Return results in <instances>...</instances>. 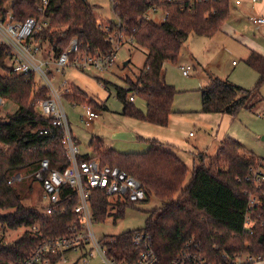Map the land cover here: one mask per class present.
Masks as SVG:
<instances>
[{
  "label": "trees",
  "instance_id": "obj_1",
  "mask_svg": "<svg viewBox=\"0 0 264 264\" xmlns=\"http://www.w3.org/2000/svg\"><path fill=\"white\" fill-rule=\"evenodd\" d=\"M9 1L2 0V6L17 22L33 17L45 23L33 42L40 46L49 44V56L55 60L74 38L81 44V52L99 57L113 51L109 35L145 50L143 69L134 80L126 79L121 86L98 80L105 89L114 88L115 98L122 104L120 115L160 128L168 126L173 99L178 94L175 87L166 83L165 64L179 62L189 37L210 39L221 32L231 11L230 0H110L115 21H107L108 35L99 27L97 7L88 0H47L42 15L35 10L40 0H20L11 6ZM150 9L164 14L165 20L158 23L145 19ZM9 62L6 49L0 48V99L3 104L10 102L18 107L0 121V264L23 262L40 241L66 236L68 227L77 223L73 210L79 202L76 192L65 186L60 192L59 210L46 217L45 207L25 206L20 190L9 185L12 176L24 171L32 173L45 159L58 172L69 166L61 131L51 121H43L35 106L46 98L47 90L35 75H8ZM244 62L258 75L255 87L242 89L213 77L200 90V113L236 117L240 111H251L264 102V57L251 52ZM71 89L73 95L65 96L67 103L106 110L105 103L100 106L81 90ZM130 97L141 99L146 111L136 108ZM45 130L47 133L41 134ZM144 141L150 145L148 152L120 154L95 137L89 143L91 155L78 157L85 162L98 159L101 165L117 167L140 181L145 195L141 204L154 198L160 202L159 208L147 212L143 228L106 238L110 240L109 257L122 261L126 255L138 253L132 236L143 231L150 236L159 264H170L189 242L198 243L201 253L215 264H232L239 254L264 259V179L257 186L251 181L255 168L264 170L263 157L243 154L237 141L225 139L214 158L203 153L196 156L186 184L188 166L172 152L158 148L156 140ZM91 197L90 210L99 224L110 218L114 223L122 220L126 210L137 206L127 200L110 199L100 191H93ZM251 197L256 199L254 207L249 206ZM247 216L256 224L248 232ZM33 226L40 229L42 238L31 236L28 230ZM22 229L25 232L17 241L5 242L7 231ZM58 260L52 258L51 264Z\"/></svg>",
  "mask_w": 264,
  "mask_h": 264
},
{
  "label": "built area",
  "instance_id": "obj_2",
  "mask_svg": "<svg viewBox=\"0 0 264 264\" xmlns=\"http://www.w3.org/2000/svg\"><path fill=\"white\" fill-rule=\"evenodd\" d=\"M161 1L163 3L172 2V0ZM255 2L256 0H253V3ZM47 4V0H40L35 9L36 13L42 15ZM149 13L156 15L158 12L150 9ZM162 15L164 21L165 15ZM145 19L149 20L147 15ZM163 21L161 19V22ZM249 21L254 25L264 26L263 17L250 18ZM44 26L43 21L38 22L33 17L27 18L23 23L17 22L14 15L5 6H2V0H0V48H5L9 56L10 72L8 75H35L42 87L47 90L46 98L38 101L35 106H37V112L43 121H51L52 126L61 131L63 151H65L69 163L67 169L58 172L52 170L48 160L45 159V161L39 163L35 171L30 173L29 177L34 183L38 184L43 192V199L46 203L43 213L46 217L56 214L59 210V196L63 187L68 186L75 191L79 202L73 213L78 220L77 223L68 227L66 236L59 239L47 238L40 241L27 259L16 264H51L52 258L59 259L56 264H91L94 260L97 261V264H159V258L154 253L150 236L143 231L136 232L132 236L133 246L138 253L126 255L122 261L109 257L110 240L95 237L92 228L95 220L90 210L93 191H100L110 199L127 200L129 203L139 204L145 201L143 187L140 181L135 180L117 167L103 166L98 159H93L90 162L78 159L81 153L71 134L70 122L65 108L67 105H70L73 109L78 107L76 104H69L65 101V96L73 95V89L67 81H62L57 87L53 83V78L49 75L50 65H54L57 72L65 68L77 71L92 68L100 75H104L105 71L114 64L116 54L124 44L123 39H112L108 34L109 27L107 24L103 25L101 23L99 27L109 35L107 39L112 42L113 51L111 54L99 57L97 54L81 52V44L74 38L69 42L70 44L65 52L61 53L56 60L51 58L53 60L50 61L39 58L41 46L33 42L34 36L40 33ZM180 70L184 76L189 73V68H181ZM100 85L105 90L102 82H100ZM133 100V97L129 98L131 103ZM2 104L3 101L0 99V107ZM84 108L87 114L81 119H83L84 126L90 128L94 119L97 118V113L87 106ZM46 133L45 130L41 134L45 135ZM262 175L263 173L259 169L254 170L251 181L255 184L259 183L263 179ZM24 178L21 174H15L9 179L8 183L15 186V184L21 183ZM249 206H256V199L250 198ZM28 231L35 238L43 237L38 227L33 226ZM71 255L73 257L70 258ZM224 258L227 259V256H224ZM252 261L251 256L241 259L239 255L232 259V264H248ZM170 264L215 263L201 253L198 243L189 242Z\"/></svg>",
  "mask_w": 264,
  "mask_h": 264
},
{
  "label": "rangeland",
  "instance_id": "obj_3",
  "mask_svg": "<svg viewBox=\"0 0 264 264\" xmlns=\"http://www.w3.org/2000/svg\"><path fill=\"white\" fill-rule=\"evenodd\" d=\"M18 1L20 0H10L9 5L11 6V4ZM88 1L97 7L95 12L99 17V21L103 23V25H106L107 21H115L110 8V0ZM147 17L149 20L152 19L159 23L161 22L162 14L159 12L156 15L149 13L147 14ZM240 33L243 34L242 32ZM246 35L249 36V33H246ZM221 37L222 35L220 33L210 39L191 36L187 39L188 41L185 44L186 46L184 45V48L187 47L188 52L194 55L200 64L212 71L216 68L215 65L217 60L224 58L229 59L230 62L235 61L236 64L238 63L236 72H234L235 70L233 69L231 75L240 74L243 76L245 72V70H243L244 67L253 72V70L246 65L244 59L242 61V54L236 49V46L238 45L237 42L228 41L226 51L223 53V43H221L223 39ZM42 44L43 45L40 47L39 51V58L52 61L53 59L49 56V44ZM184 48L181 51L179 62L177 64L166 63L164 68L166 72V82L172 84L179 93L173 99L174 109L177 112L170 116L168 126L162 129H165L168 133L175 134L181 141L187 140L189 143L196 142L197 148L201 151L211 147L216 137L224 136L229 139H235V141L243 147L244 152L248 150L258 157H261V155L264 156V102L256 105L251 111H240L236 117H225L228 120V123H223L219 126L215 121L212 122L208 117L200 114L199 110L201 101L199 100V88L203 84L204 75L198 76L197 74L199 72L193 71V69L191 70L189 77L183 75L180 66L182 64L186 66L188 62L187 60H189ZM220 53H223L222 56H220ZM145 56L146 51L142 48L137 45H132V43H124L116 54L114 64L105 71V74L100 76L98 73L96 76L97 78H90L94 81V91H92V86H90V88L88 86L85 87L81 81H77L80 88L92 94V97L95 98V102L98 105L102 106L103 103L106 104V110L94 108V111L97 113V118L95 119V122L97 123L90 128H86L83 119H81V117L84 118L86 116V109H83V107H77L75 111H70L67 106L65 107L68 119L70 120L72 136H76L79 141L81 140L80 143L77 144V147L82 155H91V151H89V143L92 139L91 136L94 135L100 137L106 147H109L111 150H117L118 152L115 151L117 153L135 154V152L142 151L141 148L143 144L141 143V140L138 139L131 130L133 128V123H135L134 120L120 115L122 104L116 100L114 88L110 87V97L107 98L109 92L104 91L99 80L107 79L114 85L121 84L126 79L134 80L143 69L146 60ZM198 62L190 61V64L198 69V65L196 64ZM226 69L231 70V65L228 64ZM69 73L73 72H71L70 69L69 71H66L65 74L67 77L69 76ZM0 74H2L1 71ZM257 80L252 82V78L249 77L245 78L244 81H240L239 84L244 87L246 86V89H252L255 87ZM96 94L98 95L99 100L97 99L98 97H96ZM134 104L136 108L145 112V103H143L141 99L137 98ZM17 109L18 107L14 103L5 102L2 104L0 107V121L6 114H13ZM197 121L199 122L197 123ZM202 124L211 125L213 132H202ZM189 133L195 135V138H189ZM214 150L215 149L210 150V153L213 154ZM205 154L211 158L215 157L211 156L209 153ZM184 157L185 155L182 156V158ZM186 163H188L189 169V175L186 178L187 184L190 180V173L193 171L195 165L188 160ZM257 170L258 168H255V171ZM262 172L264 173L263 168L261 169V173ZM21 175L25 177L24 180L19 183V185H15L17 189L20 190L21 196L24 199V205L29 208H44L46 203L43 199V192L38 184L34 183L29 177L30 174H27L25 171L21 172ZM261 182L262 181L259 183ZM259 183H254V185L257 186ZM159 207L160 202L155 198L147 204L139 203L135 210H126L124 219L117 220L115 223L112 218L104 224L93 222V233L97 239H106L109 238V236L121 235L126 231L140 230V228L144 227V221L148 216L147 212ZM245 224L246 228H252L256 225L249 216H247ZM250 228L245 230L248 232L251 230ZM24 232L25 230L23 229L17 230L16 232L7 231L5 234V242L11 243L17 241ZM239 255L241 259H245L249 256L246 254ZM71 257L73 256L71 255L70 258ZM252 262H256L255 264H264V259L259 260L253 258ZM91 264H97V261L94 260Z\"/></svg>",
  "mask_w": 264,
  "mask_h": 264
},
{
  "label": "crops",
  "instance_id": "obj_4",
  "mask_svg": "<svg viewBox=\"0 0 264 264\" xmlns=\"http://www.w3.org/2000/svg\"><path fill=\"white\" fill-rule=\"evenodd\" d=\"M230 8H231L230 15H229L227 21L225 22V25L223 26L221 32H219L222 35L221 38L223 39L221 41V43H223V46H222L223 53L226 51L227 42L228 41H232V42L235 41L238 43V45L236 46L237 51L240 54H242V61H243V59L244 60L247 59L250 56L251 52H254L256 54H260L264 57V26H262V25L257 26V25L250 23V21H249L250 18H258V17L264 18V0H256L255 3H253V0H230ZM162 21H163V15H162ZM239 31L242 32L243 34H241ZM246 33H249V36L246 35ZM226 38H228V39H226ZM229 39H231V40H229ZM184 49H185L186 55L189 57V60H187L188 61L187 65L185 66L184 64H182L180 66V69L181 68H189V73L185 77L190 76L192 69H193V71L199 72L197 74L198 76L204 75L203 84L199 88V100H200V90L202 88L206 87L208 81L213 77L219 78L221 80H228L233 85H236L242 89H246L245 88L246 86L244 87V86L240 85L239 84L240 81H244L245 78L250 77V78H252V82H254L258 78V75L254 71L252 72L249 69H247L246 67L243 68V70H245L243 76H241L240 74L231 75L233 69L235 70L234 72H236V68H238V63L236 64L235 61L230 62L229 59H224V58L217 60V63L215 65L216 68L213 69V71H212L209 68L200 64L197 61V59L194 57V55H192L191 53L188 52L187 47H185ZM223 53H220V56H222ZM190 61L198 62L199 64L196 63L198 65V69L194 68L190 64ZM228 64L231 65V67H232L231 70L226 69ZM66 71H69V68H65V69L57 72L54 65L49 66V72L52 75L53 81L57 87H59V85L62 81H67L70 87L77 88V89L81 90V92L86 94V96L88 97L89 100L92 99L95 102V98L92 97V94L90 92H89L90 93L89 94L86 90L80 88L77 81H81V83H83L85 85V87L88 86L90 88V86H92V89H93V82L94 81H92L91 79H93L94 77L97 78L96 76L98 75V73H96L92 68H89V69H86L83 71H77V70H71L70 69V71L73 73H69V76L67 77L65 74ZM100 76H103V75H100ZM105 80L108 81L110 84H112L107 79H104L103 81H105ZM165 80H166V76H165ZM122 83L118 84V85L121 86ZM166 83H168V82H166ZM168 84L173 86L170 83H168ZM109 90L105 89L104 91L109 92ZM92 91H94V89ZM96 97H98L97 94H96ZM109 97H110V92H109L107 98H109ZM107 98H106V100H107ZM97 99L99 100V97ZM136 99H134L132 103H134ZM67 107L69 108L70 111H75V109L77 108L76 107L75 109H73L70 105H67ZM78 107H81V106H78ZM84 107H83V109H85ZM90 108L92 110H94V107H90ZM145 111H146V104H145ZM172 112H173L172 115L176 114V112H177L174 109V104L172 107ZM199 113H200V110H199ZM200 114H202V113H200ZM203 115H205V114H203ZM205 117H208V119L211 120L212 122L215 121L216 124H218V126L223 124V123H225V124L228 123V120L225 118L227 116H224V115L214 114V115H205ZM134 122L135 123H133V125H132L133 128L131 129L132 133H134L136 135V137L138 139H140L141 143L143 144L142 148H141L142 151L135 152V154L148 152L150 150V145L144 140H153L154 139L158 142V144H157L158 148L166 150L168 152L169 151L172 152L174 155L177 156V158L183 164H186L187 166H188V163H186L187 160L190 163L191 162L194 163L193 165H195L196 156L199 153L211 154L210 150L215 149L213 151L214 153L211 154V156H215L217 151L220 149L222 142L225 140V138H228V137H224V136L216 137L214 142L212 143V146L210 145L211 147H208V149H206L207 151L206 150L201 151L199 148H197L196 142L189 143L187 140L181 141L178 138V136H176L175 134H172V133H168L167 131H165V129H162L160 127H156L153 125L151 126V125L144 123V122H141V121H134ZM198 122L199 121H197V123ZM95 123H97V122H95V119H94L91 126L92 125L94 126ZM202 126H203L202 132H204V133L213 132L211 125L202 124ZM188 135H189V138H195V135H193L192 133H189ZM75 137H74L75 143L76 144L80 143L81 140L79 141V139L77 137L76 138ZM91 137L92 138L96 137V138L101 139L100 137H98L96 135L91 136ZM114 151H117V150H114ZM243 154H248V155L250 154V155H253V156L260 158V159L262 157H264L263 155H261V157H258L255 154H253L252 152H249L248 150H246ZM184 155H185V157L182 158V156H184Z\"/></svg>",
  "mask_w": 264,
  "mask_h": 264
},
{
  "label": "water",
  "instance_id": "obj_5",
  "mask_svg": "<svg viewBox=\"0 0 264 264\" xmlns=\"http://www.w3.org/2000/svg\"><path fill=\"white\" fill-rule=\"evenodd\" d=\"M84 2H86L87 0H83Z\"/></svg>",
  "mask_w": 264,
  "mask_h": 264
}]
</instances>
